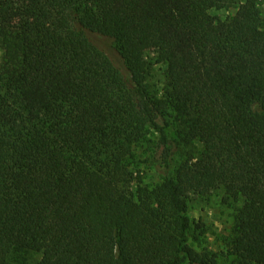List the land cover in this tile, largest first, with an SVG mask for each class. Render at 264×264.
I'll use <instances>...</instances> for the list:
<instances>
[{"label": "trees", "instance_id": "trees-1", "mask_svg": "<svg viewBox=\"0 0 264 264\" xmlns=\"http://www.w3.org/2000/svg\"><path fill=\"white\" fill-rule=\"evenodd\" d=\"M259 1L0 0V264H264ZM218 191L228 247L198 251L187 198Z\"/></svg>", "mask_w": 264, "mask_h": 264}, {"label": "rangeland", "instance_id": "rangeland-1", "mask_svg": "<svg viewBox=\"0 0 264 264\" xmlns=\"http://www.w3.org/2000/svg\"><path fill=\"white\" fill-rule=\"evenodd\" d=\"M242 1V0H237ZM259 9L264 17V0L259 1ZM233 12L228 10H212L211 13L220 17H226ZM164 65H155L147 83L149 90L156 95L161 93V86L164 81ZM141 179L145 184H155L160 182V171L157 167L144 166L140 173ZM136 177V176H135ZM136 187L133 180L127 181L126 189L132 190ZM222 191L213 192L206 196L196 194L187 198V215L196 223L203 226L201 244L190 242L195 249L201 251L205 247L208 251L221 253L227 249V237L234 224V206L226 203ZM219 264H227L223 258L218 259Z\"/></svg>", "mask_w": 264, "mask_h": 264}]
</instances>
